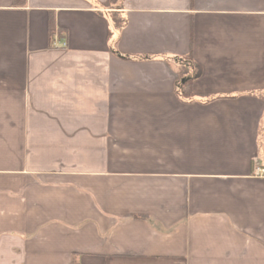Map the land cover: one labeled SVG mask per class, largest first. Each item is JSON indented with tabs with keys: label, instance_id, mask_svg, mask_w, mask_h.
Wrapping results in <instances>:
<instances>
[{
	"label": "crops",
	"instance_id": "obj_1",
	"mask_svg": "<svg viewBox=\"0 0 264 264\" xmlns=\"http://www.w3.org/2000/svg\"><path fill=\"white\" fill-rule=\"evenodd\" d=\"M104 2L0 0V264H264V0Z\"/></svg>",
	"mask_w": 264,
	"mask_h": 264
},
{
	"label": "trees",
	"instance_id": "obj_2",
	"mask_svg": "<svg viewBox=\"0 0 264 264\" xmlns=\"http://www.w3.org/2000/svg\"><path fill=\"white\" fill-rule=\"evenodd\" d=\"M124 1L125 0H105V2L103 3L104 9L108 11L106 15L110 20L111 27L117 32L120 31L124 25V20L118 12ZM13 3L15 6L21 7L24 6L25 0H13ZM55 33H59V35L61 36L59 30L55 29L53 18L50 17L48 23V34L50 40L54 37ZM189 81L190 80H183L182 82L181 80H179V82H177L176 84V94L182 102H190L192 101L191 99L194 96L191 92Z\"/></svg>",
	"mask_w": 264,
	"mask_h": 264
},
{
	"label": "built area",
	"instance_id": "obj_3",
	"mask_svg": "<svg viewBox=\"0 0 264 264\" xmlns=\"http://www.w3.org/2000/svg\"><path fill=\"white\" fill-rule=\"evenodd\" d=\"M53 46H57L59 48H64V47H66V43L64 41L63 42H59L58 40H56V41L53 42ZM257 171H259V170H257ZM257 174L264 175V171L257 172Z\"/></svg>",
	"mask_w": 264,
	"mask_h": 264
}]
</instances>
